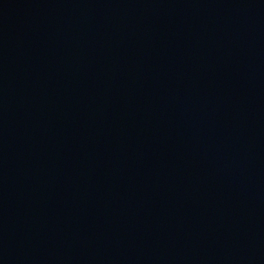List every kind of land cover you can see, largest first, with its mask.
<instances>
[{"label":"water","instance_id":"water-1","mask_svg":"<svg viewBox=\"0 0 264 264\" xmlns=\"http://www.w3.org/2000/svg\"><path fill=\"white\" fill-rule=\"evenodd\" d=\"M0 264H264V0H0Z\"/></svg>","mask_w":264,"mask_h":264}]
</instances>
